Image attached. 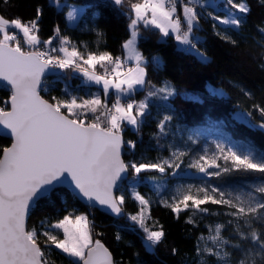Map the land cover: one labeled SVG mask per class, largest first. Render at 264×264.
Masks as SVG:
<instances>
[{"label":"snow or ice","instance_id":"6c2138e0","mask_svg":"<svg viewBox=\"0 0 264 264\" xmlns=\"http://www.w3.org/2000/svg\"><path fill=\"white\" fill-rule=\"evenodd\" d=\"M51 2L57 7L60 6V0ZM111 2L116 6H123L127 2L131 13H134L129 25L131 37L122 47L128 52V59L135 58V68L124 69L122 59L107 51L83 54L67 36H61L59 26L55 29V36L43 42L49 47L40 50L37 47L41 44L37 35L40 9H37L36 19L28 22H23L20 18L10 21L0 15V87L10 91L9 97L2 102L4 106H0V135L9 136L13 141L0 154V264H49L46 251L41 248V237L46 238L45 245L54 246L71 258V264H115L112 253L99 240L92 239L86 215L69 213L56 223L45 225L46 229L51 230L38 234L36 228L29 229L27 226L31 210L41 199L50 198L57 187L67 185L75 195L89 203L103 206L119 216L123 211L125 197L123 194L117 195L116 191L120 183L127 179L130 170L133 180H136L142 172L149 170L164 173L167 168H179L178 163L174 164L169 160H164L163 163L124 162L121 155L125 144L122 125L126 122L138 128L142 123L140 118L148 110L147 99L136 102L124 98L131 97L137 86L143 87L146 83L147 73L142 66L144 57L135 48L140 35L138 25L141 22L145 28L151 25L159 29L165 37L171 32L180 45L196 51L201 59H207L197 48L198 40L193 36V31L200 22L196 5L201 0H186L182 9L183 24L177 15L178 0ZM261 2L264 3V0ZM226 3L240 14L246 15L250 12L249 6L244 2L226 0ZM228 15L230 18L227 19L219 16L212 18L239 28L243 16L237 17L231 12ZM77 16L75 9L67 13L69 22H75ZM258 30L264 33V27ZM19 34H22L21 38L27 45V50L21 46ZM57 37L59 47H51L53 39ZM97 65L103 69L102 72L96 71ZM49 69H72L80 72L87 81L102 85L105 97L110 90H115L117 95L114 103L109 106L99 95L88 99L75 96H53L51 101L45 99L41 92L47 90L42 85ZM159 94H162V99H167L174 94V89L165 85L155 92L150 91L148 96ZM246 95L250 96L251 93ZM254 107L264 116V107ZM89 113L92 114L90 121ZM170 120L171 116H165L161 121V133L165 132V124ZM258 126L264 129V122ZM127 144L133 149L136 147L132 141H127ZM217 149L216 155H202L190 167L209 174V168L220 167L216 161L222 156L226 162L231 160L232 166L237 170L264 173V153L257 155L250 146H246L243 154L231 149L226 152L219 144ZM173 155L179 160L184 153ZM218 191L217 188L210 191L199 188L193 194L189 188L178 199L173 198L171 203L162 202L177 214V218L181 211L190 207L194 214L206 213L209 209L202 208L201 205L209 202L234 209L227 214L244 222L243 226L237 224L236 234L241 240L250 241L246 247L233 245L241 250V258L233 262L232 253L226 249L215 251L208 248L204 251L224 261V264H264V233L253 227L256 221L264 222V200H257L255 197L244 200L237 197L238 202H234L226 199L223 192H219L217 197ZM256 191L264 193V185ZM134 198L139 201L141 209L129 218L144 231L146 248L152 251L163 241L165 233L162 227L153 230L147 226L145 212L149 201L138 192H134ZM187 222L194 221L189 218ZM242 227L249 231H242ZM223 228L224 225H217L215 235L211 237L213 241H222L221 248L223 245L232 244L221 236ZM52 230H60L62 237L54 234ZM199 251L198 249V253Z\"/></svg>","mask_w":264,"mask_h":264},{"label":"trees","instance_id":"16d2710c","mask_svg":"<svg viewBox=\"0 0 264 264\" xmlns=\"http://www.w3.org/2000/svg\"><path fill=\"white\" fill-rule=\"evenodd\" d=\"M70 1L84 5L85 12L78 25L71 27L68 25L65 11H57L52 26L54 35L56 27L59 26L61 36H67L82 52L107 51L114 57L124 58L125 49L122 45L131 36L130 18H134L129 4L126 2L123 6H116L111 0ZM223 1V4L226 3V0ZM180 2L181 0L177 2L179 7ZM237 2H244L250 8L246 15L234 9L238 17L243 16L239 28L220 26L205 13L200 4L196 5L200 22L195 27L193 36L200 38L197 48L207 56L206 60L201 59L195 52L179 49L174 37L160 41L158 31L139 25L143 36L138 47L148 60L147 75L145 88L130 99L139 102L141 98L146 97L150 88L157 91L165 85L173 87L176 93L164 101L158 96L152 101L149 100L148 113L141 119L142 123L138 128L133 129L124 123L122 134L125 139V163H146L142 161L144 156L156 160L159 154L168 155L164 147L167 135L161 133L159 123L152 118L154 110L159 107L168 110L171 116L168 122L172 125L179 124L187 131L208 130L241 154L245 152L246 146L253 148L257 155L264 153V129L258 126L264 122V116L254 107H264V33L258 30L264 27V3L261 0ZM50 5V0H7V3L0 0V15L10 21L20 18L23 22H28L36 19L37 9L42 12L49 9ZM57 42L58 37L53 44ZM24 49L27 50V47ZM155 55L161 57V63L153 60ZM97 69L99 72L103 71L99 65ZM209 86L222 88L225 95L212 94ZM42 87L47 90L42 91L41 95L50 101L53 96L88 98L92 95H99L109 106L115 101L113 92L106 99L103 98L102 88L86 84L83 75L72 69L64 70L61 75L45 80ZM9 95L10 91L0 87V106H4L2 102ZM237 113L243 114L248 120L238 119L235 116ZM91 119L92 116H88V120ZM127 141L134 142L136 147L131 148ZM10 144L9 139L0 137V154L2 149ZM227 168L228 171L213 176L208 181L209 185L229 194L234 200H237V197L247 200L251 192L256 195L257 200H264V193L255 189L264 184V173L237 170L230 165ZM129 174V179L117 192V195L123 194L125 197V214L121 219L116 220L96 209L85 207L68 191L56 189L50 198L40 200L34 207L28 228L40 230L45 222L56 223L69 213L79 212L88 217L92 239L101 241L109 249L115 264H201V237L207 233L205 221L188 223L192 216L188 210L181 211L177 218V214L169 207L151 206L145 212L146 224L153 230L162 227L165 236L152 251L146 248L144 231L129 217L136 215L141 209L139 201L134 198V192L143 194L152 190L147 180L154 173L142 172L140 179L136 180H133L131 170ZM205 207L211 210L221 208L210 204ZM204 216L206 221L224 220L222 215L218 218ZM243 223L241 220L229 225L232 244H229L227 250L232 253L233 262L241 258V250L233 245L246 247L250 244V241L241 240L236 234L237 224L243 226ZM253 227L264 233V222L256 221ZM241 230L249 231L246 227ZM41 248H46L43 238ZM50 248L51 264H71V258L56 248Z\"/></svg>","mask_w":264,"mask_h":264},{"label":"rangeland","instance_id":"374dc122","mask_svg":"<svg viewBox=\"0 0 264 264\" xmlns=\"http://www.w3.org/2000/svg\"><path fill=\"white\" fill-rule=\"evenodd\" d=\"M50 2H51V0H50ZM223 2H224L223 0H201V2L199 4L202 6L203 10H205V13H207V15H209V13L212 14L211 16L209 15L210 17L219 16L222 19H227V18H230L228 15L229 12H231L235 16H237V13L234 11V9H232L227 3L223 4ZM213 5H214V7H213ZM51 8L55 9L56 13H57V11H65L66 19H67V13L69 11L75 9L78 12L77 20L75 22H69L67 19L68 25L71 27H76L78 25L83 13L85 12V6L84 5L74 3L70 0H60V6L59 7L55 6L51 2L50 8L49 9L47 8L44 11V13H42L43 14L42 17H44L46 20L44 22V29L46 31H50V30L53 31L51 24H52V26L54 25L53 23L55 20L56 13L54 14L53 10ZM179 8H181V7H178L177 15L183 19L182 9H179ZM81 9H82V11H81ZM215 21L220 26L237 28L231 24H223V23H220L218 20H215ZM139 25H143V23L141 22ZM139 25H138V27H139ZM196 26H198V25H196ZM149 27H151V25ZM149 27H147V28H149ZM138 30L140 32V35L137 38L135 48H136L137 52L143 56L142 52L140 51V49L138 47L140 38L143 36V34L139 28H138ZM193 34H194V31H193ZM172 35L173 34L171 32H170L169 36H167V37L163 36V34H162V36H160L159 40L160 41H166L168 39V37H170ZM177 46L179 49L186 47L184 45H180L178 42H177ZM82 53L85 55L87 54L85 52H82ZM125 58L129 64V67H131V68L136 67L135 58L128 59V52L127 51L125 52ZM153 60L157 63H161L162 59L159 55H155L153 57ZM144 61L145 62L142 63V66L145 68V71L147 73L146 65L148 63V60L146 58H144ZM85 67H87V66L85 65ZM96 71L99 73L97 67H96ZM145 81H146V77H145ZM84 82L86 84H89V85H96V86L102 87V85H97L95 83H91V82L87 81L86 77H84ZM144 88H145V85L143 87L137 86V90L131 95V97L134 96L137 92L143 90ZM172 89H174V88L172 87ZM209 90L212 94H216L218 96H224L225 95L224 90L222 88H219V87L209 86ZM150 91L155 92L156 90H155V88H152V89L150 88L148 90V93ZM111 92L114 93L115 98H116L117 93H115V90H110L107 97L109 96V94ZM148 93H147L146 97L141 98L140 101H145L146 99H147V102L149 100L152 101V99L155 98V96L160 97V99L163 101L166 100V99L161 98L162 94L149 97ZM175 93H176V90L174 89V94ZM174 94L169 96L167 99L174 96ZM92 96H94V95H92ZM92 96H89L88 98H90ZM75 97H77V96H75ZM88 98H84V99H88ZM129 98L130 97H125L124 99H129ZM111 104H110V106H111ZM147 113H148V110H147ZM153 113L154 114L152 115V118L155 119L159 124L161 123V121H163L165 116H169L168 110L164 107L156 108ZM88 116H92V114L89 113ZM235 116L240 120H244V121L248 120V118L246 116H244L243 114L237 113V114H235ZM142 118H144V117H142ZM142 118H140V119H142ZM128 126H130L133 129H136V127H134L132 125H128ZM164 133L167 135V137L165 139L164 147L167 150L168 155L164 156L163 154H159V156L156 158V160H152V159H149L147 156H144V157H142V161H146V163H163L164 160H169V161H172L174 164L178 163L179 168H175V167L167 168L164 173H160V172L155 171V170H149V171L154 173L151 176H149L148 180H147L150 187L152 188V190H147L143 194L139 193L146 200L149 201L148 209L153 205L165 206L162 201H168L169 203H171L173 201V198L178 199L180 197V195L184 192H187L189 190V188L192 189L193 194H195L196 190L199 188H207L210 191L212 188H215L212 185H209V182H208L213 176H215V175H212L211 173H218L219 174L222 171H224V169L227 168L229 165L232 166L231 160H228L226 162L223 159V157L221 156L216 161V163L220 167L209 168L208 169L209 174L199 172L196 168L190 167V165L202 155H207L208 157H212L213 155H216L218 153V149H217L218 144L222 145L226 152L229 149L235 151L231 146H229L227 144V142L225 140H223L221 137L215 135L214 133H212L208 130H205V131H187L184 128H182L179 124H175V125L173 124L172 125L169 122H167L165 124V132ZM174 153H176L177 155L179 153H184V155L181 156L179 160H177L176 156L173 155ZM262 185H264V184H262ZM262 185L257 186L255 189H257L258 187H260ZM219 192H222V191L219 190L216 193L217 197L219 196ZM223 193L225 194L226 199H232V197L229 194H226L225 192H223ZM202 195L203 194L201 193V196ZM250 197L256 198V195L253 192H251ZM232 200L234 202H238L237 200H234V199H232ZM189 204H191V201H189ZM208 204L217 205L221 208L216 209V210H211V209L207 208V209H209L208 212H206V213L195 212V214H194V210L191 207L189 209H187L188 211L191 212V215H192L191 219L195 223L205 221L204 227L206 228L207 233L201 237V255H202L201 264H224V261L218 260V258L216 256L208 255L207 252L204 250L208 249V248H211L215 251H222L223 249L227 250V248L229 247V244L223 245V248H221L222 241H213L211 239V237L215 235L216 226L221 225V224L224 225V228L221 230V236L225 240L230 241L231 233H229V225H231L234 222H239L241 220H237L235 217L227 214L229 212L234 211V209L229 208L227 205L212 204L209 202V203H206L204 205H201V207L206 208L205 206ZM181 207H183V206L181 205ZM148 209L146 211H148ZM72 213H73V215H80L81 214L79 212H72ZM204 215H209L210 217H214V218H218L222 215V216H224V220L220 221V220L212 219L210 221L209 220L206 221V218ZM229 221H232V223H229ZM52 224H54V223H52ZM45 225H51V224H49L47 222L43 223V227L40 230H37L38 234L44 230H51V229H46ZM52 231H54V234H57L61 237L63 235L60 230H52ZM41 238L46 240L45 237H41ZM45 246H46V248L44 250L46 251V256H47L48 262H49V264H51L52 263V258H51L52 249L50 247H52V248H55V247L51 246V245H45Z\"/></svg>","mask_w":264,"mask_h":264},{"label":"water","instance_id":"95a60500","mask_svg":"<svg viewBox=\"0 0 264 264\" xmlns=\"http://www.w3.org/2000/svg\"><path fill=\"white\" fill-rule=\"evenodd\" d=\"M62 73H63V71L60 70V69H49V70L45 73L44 81H45V80H48V79H51V78H54V77H56V76H59V75H61ZM122 136H123V134H122ZM0 137H4V138H6V139H9V140L11 141V143L13 142V141H12V138L9 137V136L0 135ZM123 140L125 141L124 136H123ZM10 145H11V144H10ZM124 151H125V144H124V146H123V148H122V150H121L122 159H123ZM123 160H124V159H123ZM129 176H130V174L128 173V174H127V179L124 180V181H122V182L120 183V185H121L122 183L126 182V181L129 179ZM119 187H120V186H119ZM56 189H64V190L68 191V192H69L71 195H73V196L75 197V199H76L77 201H79V203H81L83 206H85V207H89V208H93V209H96V210H98V211L104 213L105 215H107V216L113 218V219L119 220V219H121L122 217H124V214H125L124 210L122 211V213H121L119 216H117L116 214L112 213L109 209H107V208H105V207H103V206H100V205H96V204H94V203H89V202H87L85 199H83V198H81V197L75 195V193L73 192V190H72L71 188H69L67 185L57 187ZM117 192H118V189H117V191H116V194H117ZM41 200H42V199H41ZM38 202H39V201H38ZM33 209H34V208H33ZM33 209H32V210H33ZM32 210H31V212H32ZM31 212H30V215H31ZM30 215H29V218H30ZM28 221H29V219H28ZM27 225H28V222H27ZM100 242H101V241H100ZM101 243H102V242H101ZM102 244H103V243H102ZM103 245H104V244H103ZM104 246H105V245H104ZM105 247H106V246H105ZM106 248H107V247H106ZM107 249H108V248H107ZM108 250H109V249H108ZM112 256H113V255H112ZM113 260H114V258H113Z\"/></svg>","mask_w":264,"mask_h":264},{"label":"crops","instance_id":"0c3cea01","mask_svg":"<svg viewBox=\"0 0 264 264\" xmlns=\"http://www.w3.org/2000/svg\"><path fill=\"white\" fill-rule=\"evenodd\" d=\"M53 10V13L55 14L56 13V10L55 9H52ZM45 11V10H44ZM44 11H42L41 12V15H40V17H39V22H38V25H39V32H38V36H39V39L41 40V44L40 45H44L42 42H44V41H46V40H48V39H50V38H52V37H54L55 35H54V33H53V31L52 30H50V31H46L45 29H44V22L46 21L45 20V18L44 17H42V13H44ZM54 24V23H53ZM51 27H52V24H51ZM150 28H152V29H154V30H156V31H158L159 33H160V36H162V33L160 32V30L159 29H157V28H155V27H153V26H151ZM12 29H10V31H11ZM16 31H18V30H16ZM172 37H174L173 35H172ZM196 38V37H195ZM175 39V38H174ZM54 40L55 39H53V42H54ZM197 40H200V38H198L197 37ZM175 42H176V40H175ZM177 43V42H176ZM53 44V43H52ZM182 50H187V51H192V52H195L194 50H191V49H187V47H183L182 48ZM126 52V51H125ZM196 53V52H195ZM197 54V53H196ZM198 55V54H197ZM124 59L126 60V58L124 57ZM127 61V60H126ZM128 63V62H127ZM89 85V84H88ZM96 86V85H95ZM97 87H99V86H97ZM100 88H102V87H100ZM103 98H105L106 99V97H105V95H104V97ZM130 99V98H129Z\"/></svg>","mask_w":264,"mask_h":264},{"label":"built area","instance_id":"2783aa9c","mask_svg":"<svg viewBox=\"0 0 264 264\" xmlns=\"http://www.w3.org/2000/svg\"><path fill=\"white\" fill-rule=\"evenodd\" d=\"M183 5H184V2L181 0V2H180V7L181 8H179V9H183ZM176 7H177V10H178V3L176 4ZM180 19H181V22H182V24L184 23V18L182 19L181 17H180ZM22 37V34H19L18 35V38H20L21 39V46L24 48L25 46L27 47V45L24 43V41H23V39L21 38ZM40 50H45L47 47H49V46H46V45H38L37 46ZM51 47H59V42H57V43H55V44H52L51 45ZM57 54H59V53H54V55H57ZM121 59H122V61L124 62V69H126V68H129V64L127 63V61L123 58V57H120ZM61 70V69H60ZM123 70V69H122ZM62 71H64V70H62ZM131 100H134V101H136L135 99H131ZM114 103V102H113ZM128 163H133V162H128ZM138 179H140V176H139V178ZM123 185V183L120 185V187Z\"/></svg>","mask_w":264,"mask_h":264}]
</instances>
